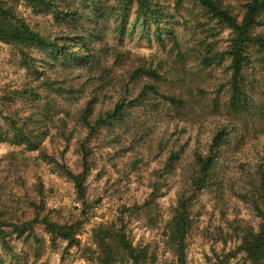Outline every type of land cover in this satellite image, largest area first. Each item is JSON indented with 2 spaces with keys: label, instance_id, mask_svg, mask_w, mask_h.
Returning <instances> with one entry per match:
<instances>
[{
  "label": "rangeland",
  "instance_id": "374dc122",
  "mask_svg": "<svg viewBox=\"0 0 264 264\" xmlns=\"http://www.w3.org/2000/svg\"><path fill=\"white\" fill-rule=\"evenodd\" d=\"M102 1L88 0L89 7L83 12L84 15L96 17L92 12V3L99 4ZM158 1L164 6L165 15L168 17L165 19L167 27L178 36L180 49L172 47L170 36L165 38L164 45L156 35L146 39L140 25L136 34L131 35L130 30L135 19L134 9L129 16L128 32L124 34L117 31L114 20L102 21L96 25L94 21L86 19L83 21L84 27L79 29L78 34H74L69 44L72 45V51L87 56V51L78 40V35H83L86 38L85 43L91 49L89 53L96 57L97 63L94 65L99 66L92 68V64L85 66L73 62L69 66H63L61 59L52 61L56 65L53 68L46 67L47 76L52 81L62 83V91L54 94L46 89L37 91L36 86L40 82L33 80L26 70L20 49L0 42V127L6 125L1 113L4 111V115L12 116L19 125L25 124L34 131V135L42 139V145L48 148L49 153H55L61 163L76 173L82 170L77 145L79 131L76 127L79 115L76 111L81 109L90 92L101 85L98 73L102 70L108 69V79L118 85V82L129 76L128 73L133 67L157 69L164 80L156 83L154 79L143 77L132 82L130 100L139 97L145 86L154 85L159 93H175L187 103L180 111L175 110L162 96L150 92L140 102L130 106L123 122L101 129L89 141L92 155L91 172L86 183L85 215H82L84 205L78 201L73 183L55 165H49L38 158V151H29L24 146H14L9 142L0 143V189L7 207L17 213L18 219L24 220L33 215L29 203L36 199L38 202H45L44 214H50L59 222L75 223L78 219L84 222L78 233L81 245L68 250L65 241L59 240L53 245L50 236L41 226L37 228V235L42 239L39 244L32 239L23 242L15 235H9L8 240L13 250L7 255L0 248L2 264H98L96 258L94 259V231L102 224L115 220L124 208L144 204L152 191L156 172H160L157 178L162 192L156 213L162 224L153 228L147 224L146 219L138 216L126 217L125 222L129 225L135 245L148 246L150 252L157 249L158 264L175 263L173 254L163 241V226L172 216L179 177L183 172L181 167L186 166L189 152L182 156L183 162L176 163L175 170L169 176V173H163V168L174 146L173 142L177 140L176 149L179 150V146L184 143L181 139L189 137L195 140L194 134L182 135L185 123L191 122L196 127L203 126V123L205 126L209 125L206 116L211 109L223 115L230 113V72L227 71L229 62L212 68L201 66V57L206 51L211 49L215 53L228 47L230 31L219 23L209 22L202 14L197 19L200 9L194 7L189 0H185L180 8H177L176 0ZM224 1L236 7L240 5L239 0ZM114 2L115 0H108L107 4ZM81 3L80 0L73 1L74 6H79L80 9L83 6ZM18 12L29 20L35 30L43 34L51 31L61 34L67 28L66 25L58 24L45 9L35 13L25 3H20ZM180 52L184 56H180ZM114 53L121 55L119 64L115 63ZM32 54L37 59L44 57L37 50H33ZM250 54L256 56L258 52L251 48ZM46 61L51 62L50 59ZM38 64L40 65L39 62ZM252 67L255 69L250 68L246 72L247 84L254 87L256 103L264 105V67L258 63ZM28 83L36 90L34 93L37 92L40 96L37 102L31 98H22L17 99L14 105L9 104L15 96L14 93L24 89ZM108 89L113 93L115 88ZM49 100L57 114L52 120L48 119L50 114L46 116V104ZM232 117L229 121V138L222 147V165L219 171L220 177L223 172L225 182L221 194L219 195L220 190L217 191V187L206 189L191 208L194 228L187 250L188 264H211L215 254H222L238 245V242L229 241L225 246L223 241H217L221 232L230 231L228 222L244 221L256 229L261 222L250 205L237 194L241 191L242 182L233 169L236 166L233 161L239 156L245 157L254 146H264V119L262 114L252 117V113ZM60 119H65L69 130L74 131L75 136L69 145L61 138L53 139ZM224 119L221 118L225 121ZM60 145H68L67 151L60 150L64 151L63 154L57 150ZM191 145L190 143V147ZM14 157L17 159L12 164ZM228 166L232 167L231 170ZM39 183L44 185L43 198L36 195L35 187ZM231 264L251 263L240 254Z\"/></svg>",
  "mask_w": 264,
  "mask_h": 264
},
{
  "label": "trees",
  "instance_id": "16d2710c",
  "mask_svg": "<svg viewBox=\"0 0 264 264\" xmlns=\"http://www.w3.org/2000/svg\"><path fill=\"white\" fill-rule=\"evenodd\" d=\"M73 1L0 0V42L20 49L19 53L26 70L34 78L33 80L40 82L36 86L37 91L46 89L52 94L56 91H62V83L52 81L47 76L46 67L53 68L56 65L52 61L61 59L60 63L63 66H69L72 62L85 66L92 64V68L99 66L98 64L94 65L97 63L96 57L89 53L91 49L85 43L86 38L83 35L77 37L87 51V56L72 51V45L69 44L73 40L74 34H78L79 29L84 27L83 21L86 19L94 21L96 25L102 21L114 20L117 31L124 34L128 32L129 16L134 9L135 19L132 22L131 35L136 34L137 27L140 25L142 34L146 39H151L156 35L159 42L164 45L165 38L170 36L172 47L176 49L181 47L178 36L165 23V19L168 17L165 15L164 6L158 0H115L111 5L107 4L108 0H103V3L99 4L98 2L92 3L93 7L98 10L95 11L92 8V12L96 15L94 18L83 13L89 7L88 0H80L83 4L82 9L79 6L75 7ZM189 1L194 7L200 9V13L198 12L196 15L197 19L202 14L209 22L219 23L230 31L228 47L215 53H212L211 49L206 51L201 57V66L212 68L216 65L223 66L226 61L229 62L227 71L230 72L228 85L231 98L230 113L223 115L211 109L206 116L209 125L205 126L203 123V126L196 127L191 122L185 123V128L181 132L182 135L194 134L195 140H191L189 137L181 139L184 143L179 146V150L176 149V140L173 142L174 146L166 159L163 173L167 172L169 176L175 170L176 163L183 162L182 156L189 152V160L186 162V166L181 167L183 172L179 177L177 200L172 209V216L163 226V241L174 256V264H188L187 250L190 235L194 228L191 211L193 203L204 190L209 188L217 187V191L220 190L219 195L221 194L225 182L223 172L220 177L219 171L222 165L220 163L223 155L222 147L225 146L229 138V129H231L229 121L233 118L232 116L240 117L252 113V117L262 114L264 119V105L256 103L254 87L247 84L246 76L247 70L255 69L252 67L255 63L264 67V0H239V7L228 4L224 0ZM184 2L185 0H176L177 8L182 7ZM20 3H25L35 13H39L40 10H47L48 15H52L58 24L66 25L68 29L63 30L61 34L52 31L43 34L35 30L29 20L18 12ZM251 48L256 49L258 55L252 56L250 54ZM33 50L43 53L44 57L37 59L32 54ZM180 56H184V53L180 52ZM113 57L116 64L122 60L120 59L121 55L114 53ZM46 59H50L51 62H47ZM132 69L128 73V79L118 82V85L108 79L110 72L108 69L99 72L101 85L90 92L81 109L76 111L79 115L76 126L79 131L77 145L82 160V170L79 173L61 163L55 153H49L48 148L42 145V139L34 135V131L25 124L19 125L12 116L4 115V111L1 112L6 125L0 127V143L9 142L14 146H24L29 151H38V158L46 161L49 165H55L58 171L73 183L78 201L84 205L82 215H85L87 211L86 183L91 172L92 149L89 146V141L101 129L113 127L116 123L123 122L130 106L140 102V99L150 92L162 96V99L175 110L180 111L187 104L175 93L171 95L159 93L158 88L154 85L145 86L139 97L130 100L129 93L132 82L143 77L154 79L156 83L164 80L163 75H160L157 69L150 70L142 66ZM113 87L115 89H113V93H110L108 88ZM36 90H33L31 84L28 83L24 89L14 93L15 96L12 101H9V104L14 105L17 99L22 98H31L37 102L40 96L37 92L34 93ZM68 92L70 91L68 90ZM255 111L256 113H254ZM49 114L51 115L49 120L57 116L50 100L46 104V116ZM221 116L225 118V121L221 120ZM67 124L65 119L58 121L55 127L57 133L53 139L61 138L69 145L75 135L74 131L69 130ZM190 143L192 144L191 147ZM68 145H60L57 150L63 154L64 151L60 150L67 151ZM16 159L13 158L12 164H15ZM234 160L233 164L236 166L233 165V169L241 177L242 182L240 184L242 186L241 191L237 194L242 201L250 205L261 222L257 229L244 221L228 222L230 231L228 233L221 232V237L217 241H223L225 246L229 241L238 242V245L222 254H215L216 257L211 261V264H231L232 260L240 254H243L244 258L251 264H264V146H254L253 150L247 152L245 157L239 156ZM229 167L231 170L232 167ZM159 173H155L156 179L152 185V191L144 204H135L124 208L115 220L102 224L94 231V244L96 246L94 259L96 258L98 264H158L157 249L154 248L150 252L148 246L135 245L125 218L138 216L141 219H146L147 224L153 228H158L162 224V220H159L156 213L158 200L162 197L161 184L157 178ZM35 189L37 197H42L44 185L39 183ZM39 201L41 202L36 201V199L30 201L29 209L33 212L31 217H25L24 220L18 219L17 213L7 207L0 189V248H3L7 255H10L13 250L8 240L9 235H15L23 242L32 239L35 243H41L42 239L37 235L39 226L43 227L50 236L53 245H56L59 240L67 243V250L81 245L78 233L84 222L79 219L75 223L59 222L50 214H44L45 202ZM2 262L0 254V264Z\"/></svg>",
  "mask_w": 264,
  "mask_h": 264
}]
</instances>
